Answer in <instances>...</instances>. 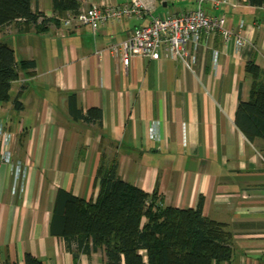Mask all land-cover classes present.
Instances as JSON below:
<instances>
[{"label": "crops", "instance_id": "0c3cea01", "mask_svg": "<svg viewBox=\"0 0 264 264\" xmlns=\"http://www.w3.org/2000/svg\"><path fill=\"white\" fill-rule=\"evenodd\" d=\"M122 1L81 0V10ZM193 6L156 0L152 13L165 18ZM32 9L52 20L44 31L18 23L0 30L17 61L35 62L19 71L11 99L0 104L13 160L23 170L17 176L11 164L0 166V263L25 264L30 253L45 264H106L103 251L84 252L50 233L56 190L95 201L103 158L117 161L123 180L156 192L165 206L195 208L202 197L203 215L233 234V257L223 264H264V140L250 141L235 121L238 102L250 97L245 65L253 59L264 69V8L248 0L207 4L249 42L236 50L220 35L207 38L189 57L190 68L171 56L134 57L127 68L111 57L107 47L149 24V16L94 31L61 25L57 17L69 12L56 13L52 0H32ZM186 49L193 54V43ZM72 93L78 109L102 110L101 128L72 117Z\"/></svg>", "mask_w": 264, "mask_h": 264}, {"label": "trees", "instance_id": "16d2710c", "mask_svg": "<svg viewBox=\"0 0 264 264\" xmlns=\"http://www.w3.org/2000/svg\"><path fill=\"white\" fill-rule=\"evenodd\" d=\"M248 1L253 6L264 3ZM52 4L58 14L81 10V0H52ZM49 21L42 12L32 9V0H0V30L18 23L42 32ZM34 66L32 60L17 61L14 50L0 42V104L11 99L19 71ZM245 70L252 78L250 97L238 102L235 121L254 142L264 140V69L251 59ZM14 105L17 110L22 108L19 100H14ZM68 105L72 117L102 127L100 108L91 107L86 112L78 109L74 93L69 95ZM96 178L99 193L95 201L62 188L56 190L50 233L62 237L68 246L74 241L84 252L101 250L106 264H223L232 260L233 234L224 223L203 215L202 197L195 208L165 206L156 192L150 195L123 180L117 161L105 163L103 158ZM0 264L18 262L6 260ZM25 264L45 263L26 253Z\"/></svg>", "mask_w": 264, "mask_h": 264}, {"label": "built area", "instance_id": "2783aa9c", "mask_svg": "<svg viewBox=\"0 0 264 264\" xmlns=\"http://www.w3.org/2000/svg\"><path fill=\"white\" fill-rule=\"evenodd\" d=\"M193 1V7L178 13L169 11L165 18L152 13L156 0H123L118 4L105 5L92 2L79 13L58 16L57 19L69 29L88 26L95 31L100 25L108 22L119 23L130 17L149 16V24L136 27L129 38L107 47L111 57L119 59L125 68L134 57L157 60L163 56L179 59L190 68L189 57L194 56L197 46L216 35L221 36L224 47L232 43L236 50L249 42L246 32L241 29L234 31L226 25L224 16L211 15L206 10L207 4L218 8L230 0ZM261 7L264 8V3ZM189 41L193 43V54L186 49V43ZM7 136L5 124L0 122V166L2 163L11 164L19 176L23 170L21 165L15 164L13 160L14 155Z\"/></svg>", "mask_w": 264, "mask_h": 264}, {"label": "rangeland", "instance_id": "374dc122", "mask_svg": "<svg viewBox=\"0 0 264 264\" xmlns=\"http://www.w3.org/2000/svg\"><path fill=\"white\" fill-rule=\"evenodd\" d=\"M100 5V4H99ZM209 5V4H208ZM82 10H84V9H82ZM81 11V10H80ZM69 14V13H68ZM64 26V25H63ZM65 27V26H64Z\"/></svg>", "mask_w": 264, "mask_h": 264}]
</instances>
